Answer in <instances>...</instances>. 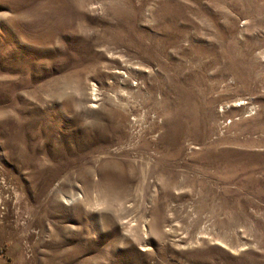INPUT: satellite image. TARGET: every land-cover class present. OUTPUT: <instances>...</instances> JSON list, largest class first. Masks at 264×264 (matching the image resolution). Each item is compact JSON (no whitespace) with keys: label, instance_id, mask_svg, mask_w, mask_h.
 Segmentation results:
<instances>
[{"label":"rangeland","instance_id":"374dc122","mask_svg":"<svg viewBox=\"0 0 264 264\" xmlns=\"http://www.w3.org/2000/svg\"><path fill=\"white\" fill-rule=\"evenodd\" d=\"M0 264H264V0H0Z\"/></svg>","mask_w":264,"mask_h":264}]
</instances>
